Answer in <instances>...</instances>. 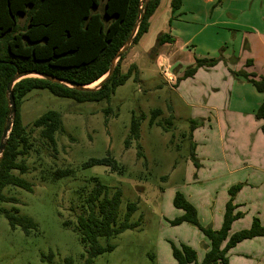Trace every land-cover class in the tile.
Masks as SVG:
<instances>
[{
	"label": "rangeland",
	"instance_id": "374dc122",
	"mask_svg": "<svg viewBox=\"0 0 264 264\" xmlns=\"http://www.w3.org/2000/svg\"><path fill=\"white\" fill-rule=\"evenodd\" d=\"M167 8L170 7L162 0L159 14L166 13ZM131 48L125 51L123 69L127 67L125 61ZM157 49L160 50L156 46L153 52ZM141 60L142 69L137 78L130 77L117 86L109 100L75 102L47 89H33L26 95L21 106L23 123L30 125L41 113L51 109L60 114L63 132L57 133L56 151L42 148L38 154L32 152L26 158L32 169L24 177L32 182L33 189L15 187L11 192L18 203H0L7 209L16 207L19 215L35 223V227L26 232L21 226L12 228L0 214V264H67L66 258L71 260L70 264H85L84 245L72 227L63 225V221L73 219V209L92 188L90 178L94 176L105 185L121 190L118 220L123 218L128 202L136 204L128 220L137 222V226L113 237H99L101 246L113 245V249L93 257L91 264H177L171 254V243L192 247L200 261L206 237L189 223L172 225L169 222L182 214L172 203L177 190L188 192L198 188L189 192L199 206V222L211 226V205L217 201L213 207L217 216L223 194L229 198L228 190L237 185L233 201L237 193L240 199L247 197V201L242 207H236L235 212H240V216L232 222L231 231L248 228L253 217L264 224V169L259 163L254 164L257 162L254 158L253 164L259 170L243 168L232 175L228 171L240 164L231 156L247 151L242 128L234 127L233 132L228 133L227 126L223 125L219 130L221 137H217L214 131L210 132V127L190 119L192 110L185 104L190 103V99L174 89L175 81L169 84L165 80L167 74L176 80V65L171 61L162 62L157 68L152 60ZM168 105L177 116L170 118L171 123L166 121L171 112ZM154 109L160 112L151 124ZM141 114L144 118L139 123V137L131 138L126 146L124 140L128 137L130 119L132 115ZM156 122L168 129L163 130ZM196 129H199L198 152L193 138ZM259 133L264 135L262 130ZM32 136L39 139L37 130ZM107 155L123 166L121 172L106 165L83 166L91 157ZM212 158L221 161L216 166L226 168L222 173L215 174L212 169L201 167L193 174L200 164L211 167ZM56 168H69L71 173L54 179L51 171ZM221 184L225 189H212ZM227 255L229 264L230 260L264 264V236L238 242Z\"/></svg>",
	"mask_w": 264,
	"mask_h": 264
},
{
	"label": "trees",
	"instance_id": "16d2710c",
	"mask_svg": "<svg viewBox=\"0 0 264 264\" xmlns=\"http://www.w3.org/2000/svg\"><path fill=\"white\" fill-rule=\"evenodd\" d=\"M161 0H0V138L8 116L7 84L18 72H37L59 80L78 85H89L101 78L109 69L111 60L127 40L136 19L142 15L133 38V46L148 31L149 19ZM220 0H216L219 3ZM171 11L181 6V0H171ZM23 17V20L19 21ZM172 43L174 38L166 32L159 33L156 44ZM126 52L117 60L112 73L96 90L69 87L41 77H24L16 81L12 87L15 111L12 116L10 132L0 153V203H18L11 192L13 188L31 191L33 184L24 175L31 172L32 167L26 158L42 148L56 151L57 133L63 132L60 114L55 110H46L36 117L30 125L23 123L21 106L26 95L33 89H47L52 94L66 97L75 102H97L109 100L116 87L124 84L130 77L136 79L139 70L134 63L125 69L122 60ZM219 57L197 58L194 63L183 70L178 80L191 77L198 68H210ZM247 59L245 66L251 65ZM243 77L261 93H264V76L254 72L239 70L234 73ZM174 84V85H175ZM159 109L151 112L150 123H154ZM254 117L261 119L260 129L264 132V98L254 111ZM144 116L132 115L128 128L126 146L131 138L139 137V123ZM172 116L166 121L171 123ZM198 122V121H197ZM163 130L168 129L156 122ZM37 130L39 139L32 134ZM193 158V153L190 152ZM106 165L111 170L121 172V166L112 156L91 157L83 162V166ZM71 173L69 168H56L51 171L56 179ZM92 188L83 195L81 202L73 209V219L64 220L63 225L71 226L84 245V263L91 264L93 257L113 249V245L101 246L99 237H113L126 229L137 226V222H129L128 218L136 210L134 202L126 204L123 218L118 220V207L121 190L109 187L98 177H91ZM232 186L229 198L225 203L221 226H203L198 219L196 207L180 192L175 191L173 206L182 210V214L169 222L177 225L183 222L197 227L206 237V251L200 261L196 250L187 244L171 245L172 257L177 264H229L228 251L238 242L257 236H264V224L256 217L252 218L248 228L231 231L232 222L240 216L235 212L237 204L233 203ZM0 214L6 217L12 228L21 226L26 232L35 227V223L25 215H19L16 207L7 209L0 206ZM66 263L71 260L66 258Z\"/></svg>",
	"mask_w": 264,
	"mask_h": 264
},
{
	"label": "crops",
	"instance_id": "0c3cea01",
	"mask_svg": "<svg viewBox=\"0 0 264 264\" xmlns=\"http://www.w3.org/2000/svg\"><path fill=\"white\" fill-rule=\"evenodd\" d=\"M161 2L162 0L149 19L148 31L132 46L125 64L128 66L134 63L141 72L142 58L152 60L157 68H160L162 62L168 64L171 61L178 68L174 74L178 78L186 66L194 63L195 57H219L214 66L198 68L193 76L178 80L173 87L190 99V103L184 102L192 110L190 119L198 121L203 127H210V132L214 131L217 137L220 136L219 130L223 125L227 126L228 133L238 126L244 131L247 151L245 154L234 153L231 156L237 158L240 164L234 166V169H228L230 175L243 168L259 170L255 166L258 163L264 169V135L259 133L262 120L254 117V111L262 102L264 93L258 92L251 83L234 74L244 70L264 76V0H220L219 3L216 0H181V6L174 12L171 11V0H165L170 8L160 15L158 10ZM163 32L169 33L174 42L163 43L158 46L160 50L151 52L157 35ZM247 59L252 60L249 66H245ZM167 107L172 112L171 105ZM171 112L170 116L177 117ZM198 131L196 129L193 132L197 152ZM206 140L204 139V143ZM259 148L263 151L258 150ZM225 158L226 156L222 157V160ZM254 158L257 159L255 163ZM212 159L211 167L200 164L198 168H194L193 174L198 173L201 167L212 169L215 174L226 169L216 166L221 163L217 158ZM220 188L225 189L223 184L212 187ZM194 190L198 188L182 193L196 207L199 217V206L193 200V193L189 192ZM221 199L217 216L213 208L217 204L215 201L211 205L212 221L207 219L214 229L221 226L228 196L223 194ZM246 201L247 197L240 199L237 193L236 203H233L242 207ZM203 242L207 244V240ZM205 251L206 247L202 250V255ZM230 263L244 264L243 261L232 260Z\"/></svg>",
	"mask_w": 264,
	"mask_h": 264
},
{
	"label": "water",
	"instance_id": "95a60500",
	"mask_svg": "<svg viewBox=\"0 0 264 264\" xmlns=\"http://www.w3.org/2000/svg\"><path fill=\"white\" fill-rule=\"evenodd\" d=\"M141 18H142V15H140L136 21H135V24L131 30V33L130 35L128 36L127 40L124 42V44L120 47V49L116 52V54L114 55L113 59L111 60V64H110V67L108 69V71L101 77L99 78L95 83L94 85H78V84H72L70 82H66V81H63V80H59V79H56L54 77H51V76H48V75H45V74H42V73H37V72H27V71H24V72H18L16 73L12 78L11 80L8 82L7 84V93H8V103H9V108H8V116H7V120H6V124H5V127L1 133V138H0V153L2 152L3 148H4V145H5V140L7 139V136L10 132V128H11V119H12V116H13V113L15 111V104H14V98H13V94H12V87H13V84L20 80L21 78H24V77H30V76H33V77H41V78H44V79H47V80H50V81H53V82H56V83H61L63 85H66V86H69V87H76V88H81V89H89V90H96L98 89L102 83L109 77V75L112 73L113 69H114V66L117 62V60L119 59V57L122 55V53H124L129 47L130 45L132 44V41H133V38L135 36V33L137 31V28H138V25L141 21Z\"/></svg>",
	"mask_w": 264,
	"mask_h": 264
},
{
	"label": "built area",
	"instance_id": "2783aa9c",
	"mask_svg": "<svg viewBox=\"0 0 264 264\" xmlns=\"http://www.w3.org/2000/svg\"><path fill=\"white\" fill-rule=\"evenodd\" d=\"M168 75V76H167ZM166 75V80L168 81L169 84L173 83L175 81V78L171 76L170 74Z\"/></svg>",
	"mask_w": 264,
	"mask_h": 264
},
{
	"label": "bare ground",
	"instance_id": "6f19581e",
	"mask_svg": "<svg viewBox=\"0 0 264 264\" xmlns=\"http://www.w3.org/2000/svg\"><path fill=\"white\" fill-rule=\"evenodd\" d=\"M95 82H96V81H95ZM95 82H93V83H91V84H89V85H94Z\"/></svg>",
	"mask_w": 264,
	"mask_h": 264
}]
</instances>
